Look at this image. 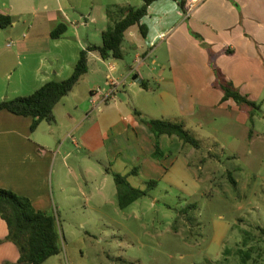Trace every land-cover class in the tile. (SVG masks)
I'll return each mask as SVG.
<instances>
[{
	"label": "crops",
	"instance_id": "1",
	"mask_svg": "<svg viewBox=\"0 0 264 264\" xmlns=\"http://www.w3.org/2000/svg\"><path fill=\"white\" fill-rule=\"evenodd\" d=\"M27 2L42 3L44 11L34 12L22 35L9 41L0 38V99L29 94L48 80L70 75L77 59L72 55L71 60H65L61 45L67 41V23L77 24V13L85 16L80 11L84 3L90 6L84 19L87 25L95 22V12L103 8L108 19L118 18L119 9L139 6L143 0ZM184 3L181 7L178 0H153L141 19L146 35L140 33L137 24L124 31L119 64L111 63L112 57L103 59L97 51H88L84 74L102 71L100 65L91 69V61L105 64L108 71L104 77L111 73L120 82L119 99L114 95L101 102L100 94L88 99L102 115L85 126L94 130L88 131L89 138L78 134L81 143L73 134L91 118L94 109L83 111L85 105L71 96L75 85L54 105L55 121L43 120L33 130L29 116L0 110V187L27 197L36 210L59 214L77 204L82 213L91 200L99 205L106 202V194L99 199L95 195L101 194V184L112 177L111 172H120L101 161L92 166L87 163L90 156L71 150V144L91 150L98 133L105 160L113 165L120 160L128 168L126 177L132 174L143 183L150 179L172 183L171 173L187 168V159L197 150L193 146L186 149V143L175 134L161 133V154L155 157V136L140 117L182 121L188 126L189 119L197 116L201 126L203 115L233 110L238 120L245 122L247 112L242 104L223 99L217 72L222 81L233 83L247 96L264 87V0H203L190 12ZM60 23L65 29L51 36ZM73 32L77 36L76 27ZM89 44L97 43L86 46ZM97 175L100 184L95 182ZM7 232V224L0 217V264L16 262L19 255L16 245L6 239Z\"/></svg>",
	"mask_w": 264,
	"mask_h": 264
},
{
	"label": "rangeland",
	"instance_id": "2",
	"mask_svg": "<svg viewBox=\"0 0 264 264\" xmlns=\"http://www.w3.org/2000/svg\"><path fill=\"white\" fill-rule=\"evenodd\" d=\"M89 10L84 3L80 11L85 16L77 13V24L67 23V41L61 45L65 60H71L72 55L77 59L86 43L102 42L101 31L110 19L103 8L95 12V22L85 25ZM36 11H44L42 3L0 0V12L12 19L10 25L0 27V38L9 41L22 35ZM110 62L119 64V58L112 57ZM99 65L101 72L89 70L72 91L71 96L85 105L86 112L93 108L88 99L95 96L89 89H108L104 77L108 67L91 61V69ZM114 75L119 77V65ZM114 95L119 99V86ZM245 96L257 105L242 104L247 112L245 122L239 121L233 110L229 114L220 110L201 114V126L197 116L189 119L185 128L198 139L199 147L187 159V168L171 173L172 183L157 180L145 196L120 208L116 184L110 177L104 186L101 184V194L95 195L99 199L106 194L105 203L91 200L82 213L77 204H68L67 212H53L61 251L41 264H264V87ZM91 111V118L73 134L80 143L78 134L89 138L88 131L94 130L85 126L102 115L96 109ZM95 136L91 150L82 144L74 147L71 138L67 142L71 150L86 158L89 155L92 162L87 163L92 166L101 161L125 174L128 168L120 160L108 164L99 134ZM70 163L74 164L72 160ZM95 177L100 184V177ZM127 180L133 186L146 187L135 175L127 176Z\"/></svg>",
	"mask_w": 264,
	"mask_h": 264
},
{
	"label": "trees",
	"instance_id": "3",
	"mask_svg": "<svg viewBox=\"0 0 264 264\" xmlns=\"http://www.w3.org/2000/svg\"><path fill=\"white\" fill-rule=\"evenodd\" d=\"M152 1L143 0L139 6L128 5L119 9L118 18L110 19L111 21L107 27L102 30L101 44H89L79 51V56L69 76L61 80H48L29 94L0 99V110L29 116L31 118V130L35 129L43 120L48 123L54 122V105L73 88L88 69V51H97L103 59L108 57L121 58V42L124 31L128 27L137 24L140 33L143 36L146 35V25L141 22V19L147 13V7ZM178 1L182 7L184 1ZM11 21L10 15L0 13L1 28L11 24ZM64 29L65 25L63 23L58 24L51 31V36H58ZM217 77L218 84L224 92L223 99L232 98L238 104L257 107L254 101L239 93L231 82L222 81L218 72ZM141 84L145 86L144 82ZM135 113L140 116L138 111H135ZM140 120L149 127L155 136V157L161 154L158 142L161 133L175 134L182 143L195 148L199 147L198 139L189 133L182 121L145 117H140ZM111 175L116 184L117 201L120 208H124L132 201L145 196L148 190L157 184V180L150 179L145 182V188H140L131 185L124 174L111 172ZM229 179L233 185L236 184L230 173ZM0 217L7 224L6 239L16 245L19 253L16 262L5 260L2 264H41L48 257L61 251L60 235L54 215L36 210L27 197L0 187Z\"/></svg>",
	"mask_w": 264,
	"mask_h": 264
},
{
	"label": "built area",
	"instance_id": "4",
	"mask_svg": "<svg viewBox=\"0 0 264 264\" xmlns=\"http://www.w3.org/2000/svg\"><path fill=\"white\" fill-rule=\"evenodd\" d=\"M202 1L203 0H185L184 5L186 12L192 11L195 8V6ZM106 84L108 85V89L97 88L92 92V95L100 94L102 96L101 102L108 101L109 98L114 96L115 91L117 90L120 82L111 73H108L106 76Z\"/></svg>",
	"mask_w": 264,
	"mask_h": 264
}]
</instances>
